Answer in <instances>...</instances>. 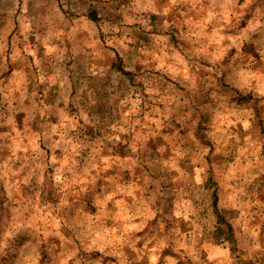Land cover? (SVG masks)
<instances>
[{"label": "clouds", "instance_id": "9594fccd", "mask_svg": "<svg viewBox=\"0 0 264 264\" xmlns=\"http://www.w3.org/2000/svg\"><path fill=\"white\" fill-rule=\"evenodd\" d=\"M0 264H264V0H0Z\"/></svg>", "mask_w": 264, "mask_h": 264}]
</instances>
